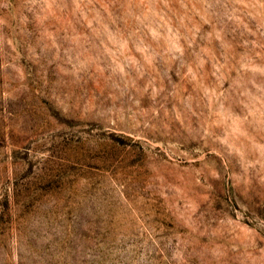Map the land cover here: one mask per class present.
<instances>
[{
	"label": "rangeland",
	"instance_id": "rangeland-1",
	"mask_svg": "<svg viewBox=\"0 0 264 264\" xmlns=\"http://www.w3.org/2000/svg\"><path fill=\"white\" fill-rule=\"evenodd\" d=\"M0 264H264V0H0Z\"/></svg>",
	"mask_w": 264,
	"mask_h": 264
}]
</instances>
